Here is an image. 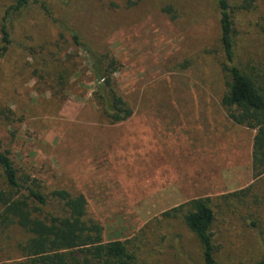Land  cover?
I'll list each match as a JSON object with an SVG mask.
<instances>
[{"label": "rangeland", "instance_id": "obj_1", "mask_svg": "<svg viewBox=\"0 0 264 264\" xmlns=\"http://www.w3.org/2000/svg\"><path fill=\"white\" fill-rule=\"evenodd\" d=\"M14 1L0 0V21ZM40 2L51 16L38 4L13 16L0 59V152L45 195H84L87 219L105 241L125 243L134 264H204L184 222L199 199L213 210L217 264L258 262L264 176L252 174L254 133L222 106L230 80L216 0ZM232 19L237 62L264 65V2ZM93 55L117 63L113 90L132 111L123 123L110 124L97 100ZM61 207L51 200L43 216ZM24 239L0 230V264Z\"/></svg>", "mask_w": 264, "mask_h": 264}, {"label": "trees", "instance_id": "obj_2", "mask_svg": "<svg viewBox=\"0 0 264 264\" xmlns=\"http://www.w3.org/2000/svg\"><path fill=\"white\" fill-rule=\"evenodd\" d=\"M216 2L220 17V44L226 60L223 71L230 80L222 106L227 109L228 118L234 125L254 133L251 168L253 178L257 180L264 176V65L244 67L237 62L232 17L234 9L247 12L264 0H241L234 9L231 0ZM30 4H38L51 16L40 0H15L6 8L0 21V59L11 45V18ZM165 13H170V9L167 8ZM72 39L77 47L91 54L76 34H72ZM92 58L95 60L93 74L101 88L97 100L105 117L110 124L129 120L131 109L113 90L116 61L108 55L103 56V61L94 55ZM0 170V230L17 227L25 234V239L13 249L18 257L7 258V262L11 261L8 264H134V257L129 254L125 243L105 241L102 226L87 219L88 204L84 195H72L65 190L45 195L37 180L21 174L6 152H0ZM51 200L61 204L62 214L44 217V210ZM189 207L184 222L201 246L204 264H217L209 232L214 221L210 200L199 199ZM255 264H264V255Z\"/></svg>", "mask_w": 264, "mask_h": 264}]
</instances>
